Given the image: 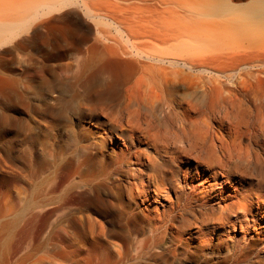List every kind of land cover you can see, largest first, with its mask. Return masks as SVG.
<instances>
[{"label":"bare ground","instance_id":"6f19581e","mask_svg":"<svg viewBox=\"0 0 264 264\" xmlns=\"http://www.w3.org/2000/svg\"><path fill=\"white\" fill-rule=\"evenodd\" d=\"M20 113L61 158L54 180L41 184L44 195L63 190L48 217L88 220L99 264L138 260L130 239L139 228L133 218L124 228L107 198L122 171L145 219L159 220V207L177 211L186 240H196L188 252L198 248L204 264L234 263V253L221 257L234 237L242 243L235 264H264V0L242 8L234 0H0V126L18 127ZM96 118L104 129L94 140L84 125ZM106 141L111 164L96 157ZM177 169L183 185L199 184V203L176 206ZM73 201L94 212L73 210ZM101 214L109 218L98 230ZM35 217L30 210L25 220ZM157 230L143 232L146 264L176 258Z\"/></svg>","mask_w":264,"mask_h":264},{"label":"rangeland","instance_id":"374dc122","mask_svg":"<svg viewBox=\"0 0 264 264\" xmlns=\"http://www.w3.org/2000/svg\"><path fill=\"white\" fill-rule=\"evenodd\" d=\"M252 1L234 0V4L236 7L242 8ZM244 23H247L246 26H248V21ZM17 119L21 121L18 127L22 126L24 128L22 132H19L18 127L13 125L11 121L0 126V264H99L100 252L94 240L90 237L88 220H85L82 227H80L75 224V221L72 223L67 220L69 217L64 220L66 212H59L48 217L49 210L56 206V202L63 195V190L58 189L55 193L44 195L41 184L44 182L49 183V181L51 183L54 180L57 172L56 168L59 166L61 158L55 156L54 152H47L43 148L42 137L37 135V130L32 125L25 122L27 116L20 113L17 115ZM103 123V118H96L92 122L86 121L84 126L87 131L93 134V139L97 140L95 137L102 135ZM66 136L55 141L56 150L61 145H66L65 142H68ZM145 148L148 152H151L150 148ZM115 154V150L113 152L111 149V144L106 141L101 154L96 155V157H99L97 159L103 158L106 163L111 164ZM74 160L76 159L73 158ZM43 161H48L51 165L42 168ZM57 175L60 176V172ZM117 176L114 177L119 181L112 186V190L110 188L107 198L115 202L118 211L122 213L124 228H127L125 223L130 218H133V223L139 228L140 234H137L136 237L132 236L130 239L131 257L138 259L135 264H146L145 260L142 259L144 254L141 253L140 249L141 239L146 237L143 232L147 233L148 229L155 230L156 227L158 228L157 234L163 238L162 243L171 245L172 249L175 246V249H177L176 258H170L168 264H204L209 260V257H202V253L198 248L193 250V253L188 252L186 246L190 243H192L190 245L192 247L197 246L196 240H186L187 235L184 231L187 223L183 222L182 224L180 218L174 217L177 211L169 214L164 210L165 212L162 214L163 209L159 207V211L157 210L159 220L154 218L145 219L143 215L147 213L148 209L145 203L143 204V198L136 197L134 201L129 197L125 171H122L119 177ZM175 181L178 183V187H172L169 192L171 198L177 201L176 206H186L187 200H191V197L193 204L199 203V198L196 195L201 191L199 184L190 183L191 185L195 184L193 187L183 185L179 170ZM48 198L49 202L42 207L41 204ZM71 203L72 205L69 204L68 206L74 208L73 210L84 213L94 212V209L88 211L84 207H79L80 205L74 201ZM30 210L36 215L31 223L25 220ZM58 214L61 216L59 217ZM106 216L97 215L95 227L98 230L100 224L106 228L109 214H106ZM185 218L190 219L191 217L186 215ZM48 227L49 229H47ZM176 227L182 233L180 234L182 238L180 243L177 242L179 241L177 239V241L171 242L172 238L170 236L171 234L175 236L173 229ZM121 231L127 237L129 236L127 229ZM238 244L242 243L234 237V241L223 245L222 259L226 260L224 257L234 253V263L231 262L230 264H235L236 256H238ZM206 253L209 254L211 251H205L204 255ZM260 256L264 258V253ZM189 257H193L195 261L187 260Z\"/></svg>","mask_w":264,"mask_h":264}]
</instances>
